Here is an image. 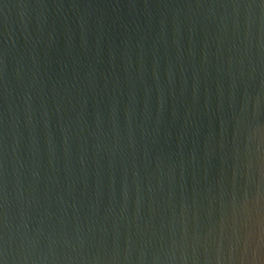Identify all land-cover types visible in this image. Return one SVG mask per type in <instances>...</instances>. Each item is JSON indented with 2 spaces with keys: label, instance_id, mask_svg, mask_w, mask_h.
<instances>
[{
  "label": "water",
  "instance_id": "95a60500",
  "mask_svg": "<svg viewBox=\"0 0 264 264\" xmlns=\"http://www.w3.org/2000/svg\"><path fill=\"white\" fill-rule=\"evenodd\" d=\"M0 264H264V0H0Z\"/></svg>",
  "mask_w": 264,
  "mask_h": 264
}]
</instances>
